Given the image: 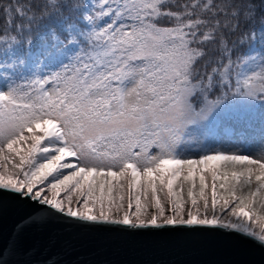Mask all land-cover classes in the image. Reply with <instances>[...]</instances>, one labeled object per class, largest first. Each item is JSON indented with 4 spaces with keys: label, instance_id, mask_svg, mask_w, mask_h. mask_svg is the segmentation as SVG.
<instances>
[{
    "label": "snow or ice",
    "instance_id": "snow-or-ice-1",
    "mask_svg": "<svg viewBox=\"0 0 264 264\" xmlns=\"http://www.w3.org/2000/svg\"><path fill=\"white\" fill-rule=\"evenodd\" d=\"M257 40L264 0L0 6V219L17 217L0 264H31L16 258L35 255L30 235L55 220L221 232L264 249V154L208 143L243 102L264 106V57L257 71L237 51Z\"/></svg>",
    "mask_w": 264,
    "mask_h": 264
},
{
    "label": "water",
    "instance_id": "water-1",
    "mask_svg": "<svg viewBox=\"0 0 264 264\" xmlns=\"http://www.w3.org/2000/svg\"><path fill=\"white\" fill-rule=\"evenodd\" d=\"M16 219L6 211L0 232L6 236ZM31 242L39 245V251L16 259L31 264L49 259L57 264H264V249L221 232H131L55 220L45 230L32 233Z\"/></svg>",
    "mask_w": 264,
    "mask_h": 264
},
{
    "label": "rangeland",
    "instance_id": "rangeland-1",
    "mask_svg": "<svg viewBox=\"0 0 264 264\" xmlns=\"http://www.w3.org/2000/svg\"><path fill=\"white\" fill-rule=\"evenodd\" d=\"M253 104L243 102L247 109ZM227 129L228 131H225ZM210 147L231 149L232 151H244L252 154L253 158L264 154V124L248 125L244 121L231 120L223 124L218 139L208 142Z\"/></svg>",
    "mask_w": 264,
    "mask_h": 264
},
{
    "label": "trees",
    "instance_id": "trees-1",
    "mask_svg": "<svg viewBox=\"0 0 264 264\" xmlns=\"http://www.w3.org/2000/svg\"><path fill=\"white\" fill-rule=\"evenodd\" d=\"M9 2L10 0H0V6L7 5ZM257 27L259 26L257 25ZM237 38L238 37H232L231 40H236ZM34 41L35 42L33 44V50H35L36 44L39 43L38 40H35V37H34ZM237 51L239 53L251 52V54L255 55L257 57L255 67L257 71L260 70L259 69L260 59L261 57H264V44H262L259 40L248 41L242 46L237 45ZM25 54H26V49H25ZM5 59L11 60L12 59L11 54H7L5 56ZM31 72H32V64H31V61H28V63L25 66L18 68L14 75L18 79L20 75H23L26 77L30 76ZM6 83H7L6 80L0 79V86H3ZM239 121L240 122L244 121L248 125H252V126L257 123L264 124V106H261L260 104H253L251 107L247 108V110L243 114V118L239 119ZM224 124H227V122H225Z\"/></svg>",
    "mask_w": 264,
    "mask_h": 264
}]
</instances>
